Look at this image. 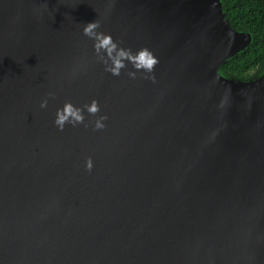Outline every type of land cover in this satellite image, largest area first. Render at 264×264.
Masks as SVG:
<instances>
[{
  "label": "water",
  "instance_id": "95a60500",
  "mask_svg": "<svg viewBox=\"0 0 264 264\" xmlns=\"http://www.w3.org/2000/svg\"><path fill=\"white\" fill-rule=\"evenodd\" d=\"M253 39L222 0H0V264H264V67L220 71Z\"/></svg>",
  "mask_w": 264,
  "mask_h": 264
},
{
  "label": "trees",
  "instance_id": "16d2710c",
  "mask_svg": "<svg viewBox=\"0 0 264 264\" xmlns=\"http://www.w3.org/2000/svg\"><path fill=\"white\" fill-rule=\"evenodd\" d=\"M230 22L239 29L250 30L253 42L220 66L226 75L249 78L264 67V0H222Z\"/></svg>",
  "mask_w": 264,
  "mask_h": 264
},
{
  "label": "clouds",
  "instance_id": "9594fccd",
  "mask_svg": "<svg viewBox=\"0 0 264 264\" xmlns=\"http://www.w3.org/2000/svg\"><path fill=\"white\" fill-rule=\"evenodd\" d=\"M96 23L92 22L89 23L88 25H86V27L84 28V32L85 34H89L91 32V30L96 27ZM109 41L106 40L105 43H108ZM136 60L138 62L137 66L140 67H144L147 69H152L153 65L156 63V59L151 55V53H149L147 50H142L140 53H138ZM41 107H44V103L42 102ZM97 110L95 102H93L92 107L90 108V111L95 112ZM65 111H71L70 107H66ZM79 119V117H78ZM65 120V116L62 114L58 113V119L56 121L57 124H61L63 123V121ZM91 165L89 164V167Z\"/></svg>",
  "mask_w": 264,
  "mask_h": 264
}]
</instances>
